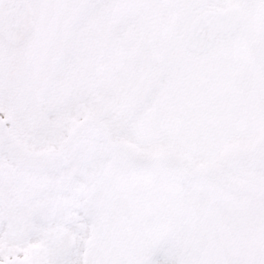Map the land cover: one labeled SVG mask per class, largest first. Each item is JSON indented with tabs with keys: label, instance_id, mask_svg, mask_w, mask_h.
I'll use <instances>...</instances> for the list:
<instances>
[{
	"label": "snow or ice",
	"instance_id": "1",
	"mask_svg": "<svg viewBox=\"0 0 264 264\" xmlns=\"http://www.w3.org/2000/svg\"><path fill=\"white\" fill-rule=\"evenodd\" d=\"M0 264H264V0H0Z\"/></svg>",
	"mask_w": 264,
	"mask_h": 264
}]
</instances>
